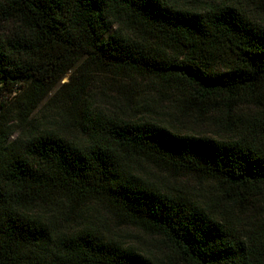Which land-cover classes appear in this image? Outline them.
Returning a JSON list of instances; mask_svg holds the SVG:
<instances>
[{
    "label": "trees",
    "instance_id": "1",
    "mask_svg": "<svg viewBox=\"0 0 264 264\" xmlns=\"http://www.w3.org/2000/svg\"><path fill=\"white\" fill-rule=\"evenodd\" d=\"M257 12L264 0H0V264H264ZM90 72L152 79L177 104L82 107ZM69 73L76 114L44 116Z\"/></svg>",
    "mask_w": 264,
    "mask_h": 264
},
{
    "label": "rangeland",
    "instance_id": "2",
    "mask_svg": "<svg viewBox=\"0 0 264 264\" xmlns=\"http://www.w3.org/2000/svg\"><path fill=\"white\" fill-rule=\"evenodd\" d=\"M251 19L254 21L256 20L261 25H264V16L260 12L253 13ZM73 75L74 73H69V75L64 77L43 101L40 108L46 101L52 98L49 107L43 113L44 116H54L55 112H62L63 114L67 115V117L73 115V113L76 114L77 109H73V105L65 93L69 87H64V84H67ZM79 80L80 79L76 78V80L74 79V82L77 84ZM13 96L14 95L7 97V100H5L6 104L3 107L2 112L12 108L13 102L15 101ZM138 101H155L163 108H172L174 104H177V102H174L176 101V98H174V95L170 90L161 86V84L153 82L152 79L149 78L127 79L97 72H90L89 76L84 78L81 100L82 107L87 106L89 103L92 105L97 104L99 106L110 107V104L113 105L117 103L124 105L129 102L131 105ZM76 107L79 110L80 106L76 105ZM49 110L50 112L48 114L47 112ZM7 120L9 124L13 123L15 121V115L8 114ZM185 131L189 133H204L212 136L222 134V130L220 128H197L193 123H188ZM152 171L154 174H159L165 179L167 178L168 181L176 187H183L187 191H200L202 193H206V191L210 189V186L206 182H203L202 180L192 176L175 179L171 176L159 173L156 169ZM108 226L111 228L112 232L119 235L121 240L124 242H132L136 245L149 249L156 245L151 238L144 236L137 230L119 227L113 223H109Z\"/></svg>",
    "mask_w": 264,
    "mask_h": 264
}]
</instances>
